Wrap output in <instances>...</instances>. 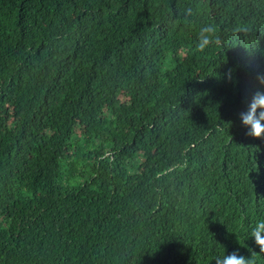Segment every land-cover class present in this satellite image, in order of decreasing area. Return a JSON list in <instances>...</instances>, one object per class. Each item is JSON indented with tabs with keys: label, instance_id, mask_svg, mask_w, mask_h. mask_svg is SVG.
<instances>
[{
	"label": "trees",
	"instance_id": "1",
	"mask_svg": "<svg viewBox=\"0 0 264 264\" xmlns=\"http://www.w3.org/2000/svg\"><path fill=\"white\" fill-rule=\"evenodd\" d=\"M258 75L264 0H0V264H264Z\"/></svg>",
	"mask_w": 264,
	"mask_h": 264
},
{
	"label": "clouds",
	"instance_id": "2",
	"mask_svg": "<svg viewBox=\"0 0 264 264\" xmlns=\"http://www.w3.org/2000/svg\"><path fill=\"white\" fill-rule=\"evenodd\" d=\"M195 16L193 7L184 9L183 19L186 23H191ZM219 39L218 28L215 22L209 21L199 26L197 49L204 51L207 47L216 43ZM258 82L264 84V75L257 76ZM241 123L248 128L247 135L254 138L264 137V93L256 92L252 98L247 112L239 113ZM250 236L259 247L260 252H264V219H258L251 227ZM213 264H254L252 257H245L237 250L226 252L217 256Z\"/></svg>",
	"mask_w": 264,
	"mask_h": 264
}]
</instances>
